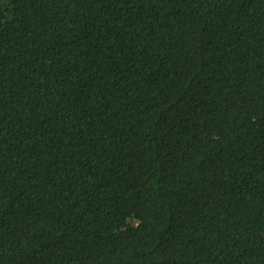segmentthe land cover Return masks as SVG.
<instances>
[{"label":"trees","instance_id":"trees-1","mask_svg":"<svg viewBox=\"0 0 264 264\" xmlns=\"http://www.w3.org/2000/svg\"><path fill=\"white\" fill-rule=\"evenodd\" d=\"M0 264H264V0H0Z\"/></svg>","mask_w":264,"mask_h":264}]
</instances>
